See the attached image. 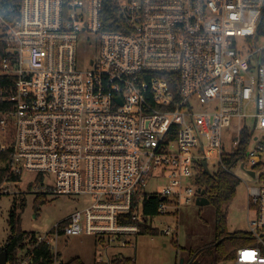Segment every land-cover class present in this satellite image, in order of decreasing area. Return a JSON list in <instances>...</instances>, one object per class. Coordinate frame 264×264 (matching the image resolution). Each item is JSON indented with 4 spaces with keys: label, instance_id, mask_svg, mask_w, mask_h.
<instances>
[{
    "label": "built area",
    "instance_id": "built-area-1",
    "mask_svg": "<svg viewBox=\"0 0 264 264\" xmlns=\"http://www.w3.org/2000/svg\"><path fill=\"white\" fill-rule=\"evenodd\" d=\"M1 3L0 98L13 106L0 117V167L35 174V196L90 200L36 234L18 264H38L42 245L64 264L62 238L132 247L152 219L143 201L162 196V216L196 202L204 162L244 182L255 212L257 245L231 264H264V0ZM91 37L99 56L87 62ZM149 180L163 190L148 193Z\"/></svg>",
    "mask_w": 264,
    "mask_h": 264
},
{
    "label": "rangeland",
    "instance_id": "rangeland-1",
    "mask_svg": "<svg viewBox=\"0 0 264 264\" xmlns=\"http://www.w3.org/2000/svg\"><path fill=\"white\" fill-rule=\"evenodd\" d=\"M90 40L92 45H82L80 48V57L87 62L99 56L97 40L92 37ZM214 162L216 160L213 159L210 166ZM211 170L216 172L212 167ZM35 177V174L23 175L19 190H9L0 196V254L9 236L8 220L14 208L22 215V227L26 232L44 234L90 203L85 197L49 195L44 199L45 202L41 204L36 216V196L32 191ZM164 185L165 181L149 180L145 190L148 193L161 192ZM227 213L229 232L249 231L248 221L255 218V212L250 209L247 185L244 182L239 185L237 196ZM215 218L216 210L212 205L198 206L193 201L184 205L178 214L170 211L167 215L153 217L150 224L159 229L160 234L134 237L131 239L132 247H116L105 251L100 246L96 247V240L92 236L59 239L60 261L67 263L79 257L85 264H96L95 259L102 256L103 259L128 257L135 264H181L189 251H197L215 241ZM169 227L172 234L167 236L163 231Z\"/></svg>",
    "mask_w": 264,
    "mask_h": 264
},
{
    "label": "trees",
    "instance_id": "trees-1",
    "mask_svg": "<svg viewBox=\"0 0 264 264\" xmlns=\"http://www.w3.org/2000/svg\"><path fill=\"white\" fill-rule=\"evenodd\" d=\"M20 0H3V10L9 8H19ZM11 103L2 102L0 98V117L5 112L11 110ZM245 145V144H243ZM243 148L227 159L233 164L243 155ZM6 155L0 153V161L5 160ZM21 178L11 174L8 168L0 167V196L9 190L20 189ZM241 180L224 170H219L215 174L202 172L196 179L199 190L205 191V197L210 201L216 210L215 218V241L197 251H189L190 259L187 264H231L237 256L238 250L242 248L255 247L257 241L249 231L229 232L227 210L233 204ZM199 197V195L197 196ZM45 195H37L35 198V215L38 216L40 206L45 202ZM162 201V196H155L143 201L142 210L144 219L148 216H157V208ZM165 202L167 200H164ZM37 203V204H36ZM253 207L251 206V209ZM177 212L176 214H178ZM9 236L5 245L8 264H18L24 257V251L29 250L36 242V233L26 232L22 227V215L14 208L8 220ZM141 235L157 236L159 229L151 224H142ZM177 245V243H174ZM36 261L38 264H54V258L46 245H42L37 252ZM64 264H85L79 257L73 258ZM111 264H135L132 258H113Z\"/></svg>",
    "mask_w": 264,
    "mask_h": 264
},
{
    "label": "water",
    "instance_id": "water-1",
    "mask_svg": "<svg viewBox=\"0 0 264 264\" xmlns=\"http://www.w3.org/2000/svg\"><path fill=\"white\" fill-rule=\"evenodd\" d=\"M204 168H205L206 172L209 174L206 162H204ZM198 195H199V197L196 200V203L198 206H205V205L210 204V201L205 197V191L198 190ZM162 200H164V199H162ZM7 263H8L7 254H6L5 247H4L1 254H0V264H7Z\"/></svg>",
    "mask_w": 264,
    "mask_h": 264
},
{
    "label": "crops",
    "instance_id": "crops-1",
    "mask_svg": "<svg viewBox=\"0 0 264 264\" xmlns=\"http://www.w3.org/2000/svg\"><path fill=\"white\" fill-rule=\"evenodd\" d=\"M182 248V247H181ZM190 256L189 254L186 256L185 260L183 262H181V264H187V262L189 261ZM84 262V261H83ZM95 263H96V259H95Z\"/></svg>",
    "mask_w": 264,
    "mask_h": 264
},
{
    "label": "snow or ice",
    "instance_id": "snow-or-ice-1",
    "mask_svg": "<svg viewBox=\"0 0 264 264\" xmlns=\"http://www.w3.org/2000/svg\"><path fill=\"white\" fill-rule=\"evenodd\" d=\"M243 255H244L245 257H248V256H249V253H248V252H245Z\"/></svg>",
    "mask_w": 264,
    "mask_h": 264
}]
</instances>
